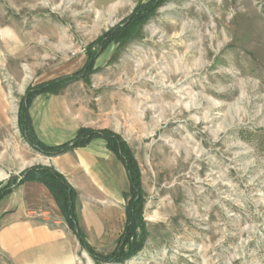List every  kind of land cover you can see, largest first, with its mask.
<instances>
[{"label":"rangeland","instance_id":"1","mask_svg":"<svg viewBox=\"0 0 264 264\" xmlns=\"http://www.w3.org/2000/svg\"><path fill=\"white\" fill-rule=\"evenodd\" d=\"M141 1L0 0V185L45 156L18 127L23 88L79 70ZM96 67L60 91L128 138L147 236L122 263L74 244L73 264H264V0H165ZM125 205L103 228L87 219L98 251L116 246Z\"/></svg>","mask_w":264,"mask_h":264},{"label":"crops","instance_id":"2","mask_svg":"<svg viewBox=\"0 0 264 264\" xmlns=\"http://www.w3.org/2000/svg\"><path fill=\"white\" fill-rule=\"evenodd\" d=\"M28 86L23 88V95ZM4 95L0 89V106L4 104ZM80 99L62 91L42 93L33 99L29 110L42 141L61 144L73 138L81 127L112 129L128 141L120 125L100 118L105 113L104 107L92 109L90 104L79 102ZM41 158L29 167L53 166L67 178L78 193L79 223L88 239L87 219L98 221L103 228L109 212L129 190L124 163L101 137L84 147ZM77 243L75 233L44 183L26 181L0 201V264H73L76 257L73 246Z\"/></svg>","mask_w":264,"mask_h":264},{"label":"trees","instance_id":"3","mask_svg":"<svg viewBox=\"0 0 264 264\" xmlns=\"http://www.w3.org/2000/svg\"><path fill=\"white\" fill-rule=\"evenodd\" d=\"M165 0H147L139 2L133 12L121 23L110 28L91 42L86 48V62L77 71L60 75L49 80L30 84L20 100L18 109V127L26 142L37 152L46 156L66 153L78 147H84L97 137L104 138L107 147L124 163L130 187L123 193L126 201L125 222L122 232L117 238L116 246L109 253H102L91 244L81 227L77 212L78 193L67 178L53 166L36 164L24 169L20 175L11 176L0 185V201L17 186L26 181H40L51 191L71 230L75 233L79 244L96 262L122 263L143 249L147 230L145 213V195L142 171L138 159L128 141L112 129H95L81 127L70 140L57 145H49L42 141L35 130L30 114L33 99L42 93H58L65 86L78 80L88 81L96 72V61L112 43L124 42L137 28L146 23ZM97 46V47H96Z\"/></svg>","mask_w":264,"mask_h":264}]
</instances>
